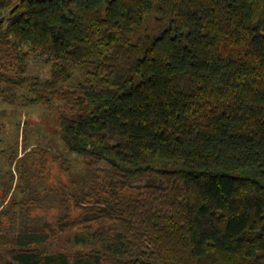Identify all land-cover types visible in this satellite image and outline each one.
I'll return each mask as SVG.
<instances>
[{"label": "trees", "instance_id": "1", "mask_svg": "<svg viewBox=\"0 0 264 264\" xmlns=\"http://www.w3.org/2000/svg\"><path fill=\"white\" fill-rule=\"evenodd\" d=\"M27 86L108 168L58 234L0 221V264H264V0H0V97Z\"/></svg>", "mask_w": 264, "mask_h": 264}, {"label": "rangeland", "instance_id": "2", "mask_svg": "<svg viewBox=\"0 0 264 264\" xmlns=\"http://www.w3.org/2000/svg\"><path fill=\"white\" fill-rule=\"evenodd\" d=\"M66 64L73 80L64 84V90L80 92L82 72ZM52 65L47 55L31 52L27 76L45 81L51 76ZM32 98L28 86L19 89L14 103L0 97V221L6 222L3 231L55 230L58 234L60 225L83 212L81 207L97 201L103 186H97L96 181L108 165L91 168L82 156L70 153L59 120L61 114L71 116L70 111L60 109L58 101L33 104ZM91 217L94 214L86 216ZM73 236L61 234V239L51 241L52 249L74 252Z\"/></svg>", "mask_w": 264, "mask_h": 264}]
</instances>
